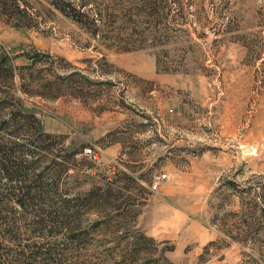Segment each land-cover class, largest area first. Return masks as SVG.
<instances>
[{
  "label": "rangeland",
  "instance_id": "374dc122",
  "mask_svg": "<svg viewBox=\"0 0 264 264\" xmlns=\"http://www.w3.org/2000/svg\"><path fill=\"white\" fill-rule=\"evenodd\" d=\"M71 1L0 0V264H264V0Z\"/></svg>",
  "mask_w": 264,
  "mask_h": 264
},
{
  "label": "trees",
  "instance_id": "16d2710c",
  "mask_svg": "<svg viewBox=\"0 0 264 264\" xmlns=\"http://www.w3.org/2000/svg\"><path fill=\"white\" fill-rule=\"evenodd\" d=\"M80 5L85 6L86 4L80 2ZM54 6L58 10H63V12L66 13V14L69 13V12H67V9H68L72 13H74L75 11H77V14L82 15V16H85L84 13H81L79 11V9H81L80 8L81 6L80 7H77V5L76 4H73V2L71 0H58L57 3H54ZM61 6L64 7V9H61ZM12 8L13 9H10V7H7V4L5 2H3V3L0 4V16H6L7 15L6 17L8 18V20H7L8 22H11L12 21V19H11V17L13 16L12 15V10L13 11H19L18 10V8H19L18 5H13ZM65 8H67V9H65ZM75 21L77 22L78 19H75ZM96 21H97V18H96ZM94 23H96V22H94ZM16 26H19V25H16ZM31 60L32 61L33 60H37L36 59V54H34V56L31 57ZM4 75L7 78H9V80H11L12 77H13V71H11L7 67V60H6V58L5 57H0V76L3 77ZM58 78H60V77H58ZM22 80H23V78H22ZM50 86L51 85H48V87H50ZM24 92H26V91H24ZM1 102H2V100L0 99V103ZM24 119H25V117H24ZM31 126L32 127L33 126H36V121H34L33 125H31ZM40 136L41 137H44L43 142L44 141H52L53 139L58 138V136H54V135H51V134H45L43 136L42 135H40ZM16 137L19 138L18 136H16ZM25 137L26 136L24 135L23 136V139H25ZM52 146L54 148V145H52ZM52 146L51 147L47 146L46 148L44 147V149H42L41 151H46V153H49L52 150ZM33 154H35V153H33ZM60 157L61 156L59 155V153L56 152V155L53 156V159L50 161V164H55V166H58L60 162H57L56 160L57 159H60ZM31 158L33 159L31 161V163H34V164H36L38 161H40V159H44V157H41V155H39V153H38V155L37 154L31 155ZM0 159H1L0 165L4 169H6L7 172H8V170H7V166L8 165H11L10 169H12V167L14 168V165H16L15 168H17V169L15 170V172H16L15 174H17V177H15V178L14 177H8V181L10 183H12V181H16V182H18V184H22L23 182H26L28 179H26L24 181L23 179L20 178L21 174H19V173H21L22 170H28V171H29V169L31 170V172H29V173H31V182L28 181V182H30V185H24V187L23 186L19 187V190H22L23 191V189H25V192L23 193V197L30 196V193L33 192V190H36V191H34L35 194H41V193L43 194V192H40V189L39 188L32 187L31 186V184H33L34 182H37V181L41 180L42 178H46V177H49V182H52L55 179H57L56 178L57 175L54 176L53 173H50V175H47V173L45 171H38V169H36V168H30V167L25 166L24 165L25 163L22 160L17 161V164L19 165L17 167L16 160H15V158L12 159V153H10V151L2 150V155H1ZM13 162H15V163H13ZM7 174H9V173H7ZM11 174H12V172H11ZM27 177H29V175H27ZM23 197H22V200L21 201H23ZM19 204H20V206L23 205L22 203H19ZM146 238L147 237H145V235L139 234V239H146ZM150 240L153 241V239H150ZM211 244H213V243H210L208 245H211Z\"/></svg>",
  "mask_w": 264,
  "mask_h": 264
},
{
  "label": "built area",
  "instance_id": "2783aa9c",
  "mask_svg": "<svg viewBox=\"0 0 264 264\" xmlns=\"http://www.w3.org/2000/svg\"><path fill=\"white\" fill-rule=\"evenodd\" d=\"M84 154L90 157V155L92 154V150H91L90 148H88V149H86V150L84 149ZM94 158H95V157H94ZM163 178H165L164 175H157V176H154L153 179H152V181L150 182V184H151V189H153V190H158L159 188H157L158 185L156 184V182H158V183H159V181L161 182V179H163Z\"/></svg>",
  "mask_w": 264,
  "mask_h": 264
}]
</instances>
